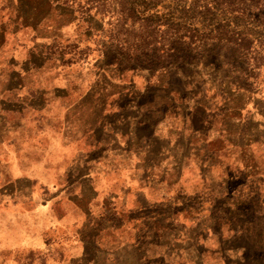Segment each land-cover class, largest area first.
<instances>
[{"label": "crops", "instance_id": "0c3cea01", "mask_svg": "<svg viewBox=\"0 0 264 264\" xmlns=\"http://www.w3.org/2000/svg\"><path fill=\"white\" fill-rule=\"evenodd\" d=\"M15 22L0 30V264H264L220 212L238 201L197 105L142 87L92 124L89 72L44 84L51 30Z\"/></svg>", "mask_w": 264, "mask_h": 264}, {"label": "rangeland", "instance_id": "374dc122", "mask_svg": "<svg viewBox=\"0 0 264 264\" xmlns=\"http://www.w3.org/2000/svg\"><path fill=\"white\" fill-rule=\"evenodd\" d=\"M17 18L51 30L44 84L89 72L95 88L77 111L92 124L105 102L142 87L154 96L140 101L171 91L189 110L197 105L192 127L215 136L230 166L222 179L238 203L219 206L229 233L240 226L264 261V0H0V30L17 31Z\"/></svg>", "mask_w": 264, "mask_h": 264}]
</instances>
